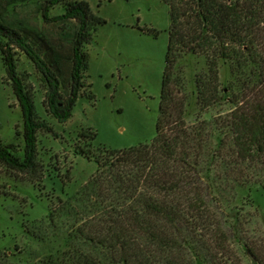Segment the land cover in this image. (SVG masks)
<instances>
[{"label":"trees","instance_id":"trees-1","mask_svg":"<svg viewBox=\"0 0 264 264\" xmlns=\"http://www.w3.org/2000/svg\"><path fill=\"white\" fill-rule=\"evenodd\" d=\"M163 1L170 26L155 135L148 143L95 157L97 172L69 201L49 210L54 220L70 216L80 203L89 215V222L80 220L66 234L70 241L58 252L60 264H176L169 234L211 231L207 202L217 199L221 180L247 186L257 179L264 186V0ZM25 2L37 4L43 21L64 26L53 41L42 35L36 40L0 19V59L21 110L23 142L21 149L0 142V164L18 172L37 167L36 134L45 125L17 73L15 50L42 76L47 112L64 122L85 87L86 47L104 22L87 2L75 0H0V16ZM57 5L62 12L51 16ZM188 56L203 64L192 75L191 90L180 65ZM226 62L231 69L254 66V83L226 96L219 81V66ZM192 96L195 114L189 125L185 116ZM221 101L231 107L226 116L201 119ZM217 168L224 171L210 174Z\"/></svg>","mask_w":264,"mask_h":264},{"label":"rangeland","instance_id":"rangeland-1","mask_svg":"<svg viewBox=\"0 0 264 264\" xmlns=\"http://www.w3.org/2000/svg\"><path fill=\"white\" fill-rule=\"evenodd\" d=\"M75 1L87 2L90 12L104 22L86 47L85 87L66 121L59 122L47 112L42 76L23 52L15 50L17 73L32 97L36 118L45 127L36 134L34 171L18 172L0 164V264H60L58 252L70 241L66 234L75 230L80 220L89 222V215L80 203L70 216L54 220L49 218V210L69 201L97 172L95 157L148 143L155 135L169 6L163 0ZM37 7L35 2L15 4L3 10L0 19L24 29L31 39L42 35L53 41L64 25L43 21ZM62 10V5H57L50 15ZM180 65L191 90L192 75L203 67L202 61L188 56ZM255 80L252 65L231 69L226 62L219 66L226 96ZM193 99L185 116L189 125L194 122ZM230 109L228 102L221 101L202 113L201 119L221 120ZM21 132V110L0 59V142L21 149ZM223 171L217 168L210 174ZM256 181L247 186L219 182L214 194L217 199L207 202L211 231L169 234L176 264H264V186Z\"/></svg>","mask_w":264,"mask_h":264}]
</instances>
